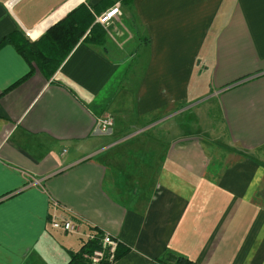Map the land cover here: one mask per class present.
Returning a JSON list of instances; mask_svg holds the SVG:
<instances>
[{
    "label": "crops",
    "instance_id": "0c3cea01",
    "mask_svg": "<svg viewBox=\"0 0 264 264\" xmlns=\"http://www.w3.org/2000/svg\"><path fill=\"white\" fill-rule=\"evenodd\" d=\"M98 2L0 0V39ZM114 6L48 80L10 88L28 68L0 48V264H66L85 242L51 218L129 248L110 264H264V0Z\"/></svg>",
    "mask_w": 264,
    "mask_h": 264
},
{
    "label": "trees",
    "instance_id": "16d2710c",
    "mask_svg": "<svg viewBox=\"0 0 264 264\" xmlns=\"http://www.w3.org/2000/svg\"><path fill=\"white\" fill-rule=\"evenodd\" d=\"M113 1L99 0L96 5L90 8L84 3L78 5L34 41L27 39L18 29L1 38L0 48L4 45L12 47L28 68L27 73L10 88L19 85L35 72L42 75L45 80L50 79L79 41L103 47L106 35L103 27L95 22V19L106 8L112 6ZM117 1L122 6L128 7L132 0ZM130 29L132 31L131 27ZM96 248V241L83 244L77 253H68L66 264H89L79 254L81 252L90 253ZM128 251L129 248L117 243L113 261L120 259ZM155 262H160V260L156 259ZM165 263L192 264L191 261L181 257H176L172 263ZM102 264L108 263L103 262Z\"/></svg>",
    "mask_w": 264,
    "mask_h": 264
},
{
    "label": "built area",
    "instance_id": "2783aa9c",
    "mask_svg": "<svg viewBox=\"0 0 264 264\" xmlns=\"http://www.w3.org/2000/svg\"><path fill=\"white\" fill-rule=\"evenodd\" d=\"M116 12L117 7L114 6L100 14L96 18V22L103 28H106L110 23V18ZM95 122L100 133H105L112 125L111 117L108 115L97 117ZM49 225L52 229L61 231V233L76 235L85 243L96 241L97 248L95 250L90 253L80 254V257L89 264H102L103 262L110 264L113 262V256L118 243L115 238L94 229H85L79 221L73 219L51 218Z\"/></svg>",
    "mask_w": 264,
    "mask_h": 264
},
{
    "label": "rangeland",
    "instance_id": "374dc122",
    "mask_svg": "<svg viewBox=\"0 0 264 264\" xmlns=\"http://www.w3.org/2000/svg\"><path fill=\"white\" fill-rule=\"evenodd\" d=\"M129 58H127V59H125L123 62L124 63H122V66H124V67H121V70H122V72H124V70L125 69H127V68H129V65H130V62H129ZM119 87V84H115V90L117 89ZM121 87H123V84H121L120 85V87L119 88H121ZM205 108H207V105H202V107H201V110H203V109H205ZM205 111V110H204ZM203 111V112H204ZM202 112V113H203ZM191 113L190 112H188V111H186L185 113H183V117H184V124L185 125H189V124H191V115H190ZM182 117V118H183ZM117 124H119V123H114V126L113 127H115V125H117ZM70 236H74V235H70ZM71 238V237H70Z\"/></svg>",
    "mask_w": 264,
    "mask_h": 264
},
{
    "label": "water",
    "instance_id": "95a60500",
    "mask_svg": "<svg viewBox=\"0 0 264 264\" xmlns=\"http://www.w3.org/2000/svg\"><path fill=\"white\" fill-rule=\"evenodd\" d=\"M167 261L168 262H174L175 261V258L173 256H168L167 257Z\"/></svg>",
    "mask_w": 264,
    "mask_h": 264
}]
</instances>
